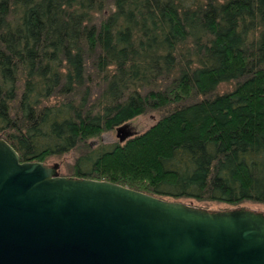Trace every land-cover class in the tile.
<instances>
[{"label": "trees", "instance_id": "1", "mask_svg": "<svg viewBox=\"0 0 264 264\" xmlns=\"http://www.w3.org/2000/svg\"><path fill=\"white\" fill-rule=\"evenodd\" d=\"M0 137L21 162L73 154L67 176L264 205V0H0Z\"/></svg>", "mask_w": 264, "mask_h": 264}, {"label": "water", "instance_id": "2", "mask_svg": "<svg viewBox=\"0 0 264 264\" xmlns=\"http://www.w3.org/2000/svg\"><path fill=\"white\" fill-rule=\"evenodd\" d=\"M122 142L130 134L116 127ZM21 162L0 137V264H264V211L210 210Z\"/></svg>", "mask_w": 264, "mask_h": 264}, {"label": "rangeland", "instance_id": "3", "mask_svg": "<svg viewBox=\"0 0 264 264\" xmlns=\"http://www.w3.org/2000/svg\"><path fill=\"white\" fill-rule=\"evenodd\" d=\"M222 91H228L231 89V85L230 84H223L221 85L220 88ZM158 119V114L156 112H147L141 115H138L136 117H134L133 119L129 120L128 122H126L125 124H123L125 131L128 132L130 134V137L140 134L144 131H146L150 126H152ZM129 138V137H128ZM127 138V139H128ZM101 142H103L104 144H114L116 142H120L119 138L116 134V128L111 130V131H107L105 133H103L101 135ZM126 140V139H125ZM124 140V141H125ZM124 141L120 142L123 143ZM99 140L98 139H93L91 141V143L93 144H98ZM72 158H73V154H67L61 158L59 157H50L46 163L47 165H56L57 166V173L61 176H67V167L68 164L72 163ZM184 202L186 203H190L194 206H198V207H203L206 209H210V210H221V209H229V208H233L227 204L224 203H217V202H199V201H195V200H185ZM244 207H247L249 209H253V210H261L264 211V205L262 204H254V203H244L243 205ZM238 207V206H237Z\"/></svg>", "mask_w": 264, "mask_h": 264}]
</instances>
